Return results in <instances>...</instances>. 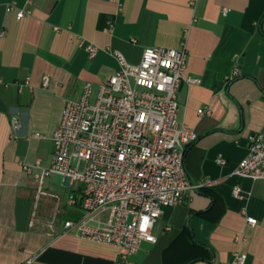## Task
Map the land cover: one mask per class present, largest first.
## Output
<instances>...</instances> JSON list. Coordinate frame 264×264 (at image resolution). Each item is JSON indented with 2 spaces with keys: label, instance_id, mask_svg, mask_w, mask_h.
Listing matches in <instances>:
<instances>
[{
  "label": "crops",
  "instance_id": "crops-1",
  "mask_svg": "<svg viewBox=\"0 0 264 264\" xmlns=\"http://www.w3.org/2000/svg\"><path fill=\"white\" fill-rule=\"evenodd\" d=\"M23 9L31 14L18 20ZM156 46L185 49L186 75L199 81L177 92L179 123L198 135L185 159L197 187L164 208L157 242L142 243L131 262L238 264L244 253L245 264H264V180L235 175L250 137L264 134V0H0V264H117L116 248L62 228L82 214L69 205L82 184L45 182L60 200L38 198L36 173L22 164L50 166L66 102L88 83L95 101L119 69L114 52L139 64Z\"/></svg>",
  "mask_w": 264,
  "mask_h": 264
},
{
  "label": "built area",
  "instance_id": "built-area-1",
  "mask_svg": "<svg viewBox=\"0 0 264 264\" xmlns=\"http://www.w3.org/2000/svg\"><path fill=\"white\" fill-rule=\"evenodd\" d=\"M15 5L9 7L15 11ZM19 10L17 19L30 15ZM89 58L98 48L86 46ZM119 63L115 74L99 88L91 101L92 85L86 84L79 101L66 102L61 122L53 135L54 151L49 167L22 164L28 174L36 173L38 198L60 197L45 191L48 177L60 175L82 184L78 219L62 222L65 232L83 240L111 246L120 251L117 264H133L131 256L142 243H156L153 229L164 208L182 203L193 186L188 178L185 159L197 133L178 120L177 92L182 82L197 83L187 76L185 49L145 48L139 64L114 52ZM239 70L235 71V75ZM46 77L43 86L48 87ZM211 114L210 108L199 110ZM13 127L18 132L17 118ZM220 164L225 161L220 159ZM235 175L264 180V134L250 137L249 153L240 162ZM234 193L240 196V189ZM69 205L77 206L71 197ZM256 226L258 221L248 217ZM246 254H235L245 264Z\"/></svg>",
  "mask_w": 264,
  "mask_h": 264
},
{
  "label": "rangeland",
  "instance_id": "rangeland-1",
  "mask_svg": "<svg viewBox=\"0 0 264 264\" xmlns=\"http://www.w3.org/2000/svg\"><path fill=\"white\" fill-rule=\"evenodd\" d=\"M46 182H64V178L60 175H52L47 178Z\"/></svg>",
  "mask_w": 264,
  "mask_h": 264
},
{
  "label": "trees",
  "instance_id": "trees-1",
  "mask_svg": "<svg viewBox=\"0 0 264 264\" xmlns=\"http://www.w3.org/2000/svg\"><path fill=\"white\" fill-rule=\"evenodd\" d=\"M78 199V207H81V201H82V199H81V196L79 197V198H77Z\"/></svg>",
  "mask_w": 264,
  "mask_h": 264
}]
</instances>
